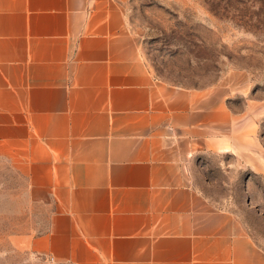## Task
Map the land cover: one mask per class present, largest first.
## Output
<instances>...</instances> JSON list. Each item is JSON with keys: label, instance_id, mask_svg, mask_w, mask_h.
I'll return each mask as SVG.
<instances>
[{"label": "crops", "instance_id": "0c3cea01", "mask_svg": "<svg viewBox=\"0 0 264 264\" xmlns=\"http://www.w3.org/2000/svg\"><path fill=\"white\" fill-rule=\"evenodd\" d=\"M128 2L0 0V158L50 215L24 248L57 264H264L192 170L215 153L264 173V99L243 69L198 87L156 77Z\"/></svg>", "mask_w": 264, "mask_h": 264}, {"label": "rangeland", "instance_id": "374dc122", "mask_svg": "<svg viewBox=\"0 0 264 264\" xmlns=\"http://www.w3.org/2000/svg\"><path fill=\"white\" fill-rule=\"evenodd\" d=\"M127 14L144 35L156 77L198 87L243 69L253 97L264 99V0H129ZM258 134L264 145V117ZM192 170L195 185L234 212L264 248V173L215 153L195 157ZM27 187L25 176L0 158V264H57L24 248L21 237L41 234L50 221L49 209L33 202Z\"/></svg>", "mask_w": 264, "mask_h": 264}]
</instances>
